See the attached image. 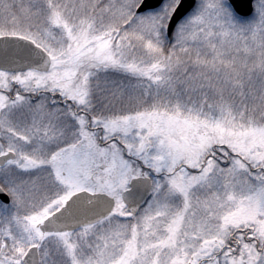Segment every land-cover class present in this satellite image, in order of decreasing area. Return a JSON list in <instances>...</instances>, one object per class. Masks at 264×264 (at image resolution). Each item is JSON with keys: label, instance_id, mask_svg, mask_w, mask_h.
Returning <instances> with one entry per match:
<instances>
[{"label": "snow or ice", "instance_id": "snow-or-ice-1", "mask_svg": "<svg viewBox=\"0 0 264 264\" xmlns=\"http://www.w3.org/2000/svg\"><path fill=\"white\" fill-rule=\"evenodd\" d=\"M0 264H264V0H0Z\"/></svg>", "mask_w": 264, "mask_h": 264}]
</instances>
